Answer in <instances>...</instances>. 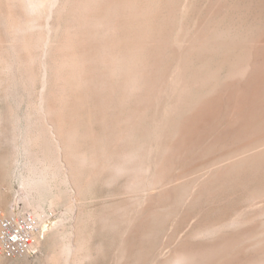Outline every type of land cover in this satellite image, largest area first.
<instances>
[{
	"label": "rangeland",
	"instance_id": "1",
	"mask_svg": "<svg viewBox=\"0 0 264 264\" xmlns=\"http://www.w3.org/2000/svg\"><path fill=\"white\" fill-rule=\"evenodd\" d=\"M47 1L0 0V217L45 218L31 252L0 245V264L264 259V0ZM30 130L59 144L42 196L24 181Z\"/></svg>",
	"mask_w": 264,
	"mask_h": 264
},
{
	"label": "bare ground",
	"instance_id": "2",
	"mask_svg": "<svg viewBox=\"0 0 264 264\" xmlns=\"http://www.w3.org/2000/svg\"><path fill=\"white\" fill-rule=\"evenodd\" d=\"M11 1V0H10ZM50 2H51V0H49ZM49 1H47V3L49 4ZM88 1V0H87ZM115 1V0H114ZM150 2H151V0H149ZM22 2L25 4L24 6H26L27 8V10H31L32 12H35V11H37L38 9H39V7L44 3L45 4V2H44V0H22ZM81 2V1H80ZM88 2H90V1H88ZM149 2V3H150ZM92 3V2H91ZM78 4H80V3H78ZM120 4H122V3H120ZM132 4V3H131ZM151 4V3H150ZM51 5V4H50ZM54 5V4H53ZM52 5V6H53ZM90 5V4H89ZM116 5V4H115ZM149 5V4H148ZM79 6V5H78ZM86 6H88V4L86 5ZM94 6H95V4H94ZM119 6V5H118ZM128 6V5H127ZM12 7V6H11ZM47 7V6H46ZM84 7V6H83ZM109 7V6H108ZM107 7V8H108ZM77 8V7H76ZM79 8V7H78ZM88 8V7H87ZM132 8V7H131ZM149 9V8H148ZM152 9V8H151ZM150 9V10H151ZM10 10H12V9H10ZM89 10V9H88ZM87 10V11H88ZM106 10V9H105ZM112 10V9H111ZM124 10H126V9H124ZM131 10V9H130ZM79 11H81V10H79ZM122 11V10H121ZM138 11V10H137ZM144 10H142V12H143ZM118 12V11H117ZM131 12V11H130ZM149 12V11H148ZM147 12V13H148ZM153 12V11H152ZM114 13V12H113ZM123 13V12H122ZM132 13V12H131ZM135 13H136V10H135ZM107 14V13H106ZM140 14H142V13H140ZM140 14H138V15H140ZM86 15V14H85ZM114 15V14H113ZM136 15V14H135ZM84 16V15H83ZM103 16V15H102ZM104 16H106V15H104ZM87 17V16H86ZM85 17V18H86ZM97 17V16H96ZM113 17V16H112ZM122 17H124V16H122ZM126 17V16H125ZM130 17V16H129ZM37 18V17H36ZM131 18H133V17H131ZM136 18H137V16H136ZM149 19V18H148ZM19 20V19H18ZM89 20V19H88ZM126 20V19H125ZM124 20V21H125ZM131 20V19H130ZM147 20V19H146ZM73 21V20H72ZM98 20H96V22H97ZM120 21V20H119ZM135 21V20H134ZM27 22V21H26ZM29 23H30V21H28ZM27 22V23H28ZM100 22V21H99ZM123 22V21H122ZM137 22V21H136ZM31 23H32V21H31ZM114 23H115V21H114ZM75 24V23H74ZM124 24V23H123ZM130 24V23H129ZM205 24V23H204ZM30 25H32V24H30ZM117 25V24H116ZM125 25V24H124ZM84 26V25H83ZM103 26V25H102ZM109 26V25H108ZM138 26V25H137ZM28 27V26H27ZM26 27V28H27ZM36 27V26H35ZM86 27V26H85ZM96 27V26H95ZM98 27V26H97ZM113 27H115V25L113 26ZM131 27H133V26H131ZM28 28H30V27H28ZM71 28V27H70ZM69 28V29H70ZM118 28V27H117ZM129 28V27H128ZM31 29H34V28H31ZM89 29V28H88ZM109 29V28H108ZM134 29V28H133ZM132 29V30H133ZM146 29V28H145ZM71 30V29H70ZM91 30V29H90ZM69 31V30H68ZM116 31V30H115ZM118 31V30H117ZM206 31V30H205ZM106 32V31H105ZM141 32V31H140ZM207 32V31H206ZM74 33V32H73ZM95 33V32H94ZM113 33V32H112ZM111 33V34H112ZM200 33H202V32H200ZM90 34V33H89ZM125 35H127V34H125ZM203 35V34H202ZM28 36V35H27ZM115 36V35H114ZM95 37V36H94ZM104 37V36H103ZM198 37V36H197ZM205 38V37H204ZM70 39V38H69ZM94 39V38H93ZM115 39V38H114ZM114 39H112V40H114ZM127 39H128V37H127ZM130 39H131V37H130ZM193 39V38H192ZM15 40V39H14ZM82 40V39H81ZM86 40V39H85ZM138 40V39H137ZM69 41V40H68ZM110 41V40H109ZM108 41V42H109ZM147 41V40H146ZM198 41V40H197ZM93 42H95V41H93ZM97 42V41H96ZM107 42V43H108ZM114 43L116 42V41H113ZM140 42V41H139ZM160 42V41H159ZM106 43V42H105ZM105 44V45H108V44ZM114 43H112V42H110V44H112V45H114ZM121 43V42H120ZM126 43V42H125ZM151 43V42H150ZM85 44V43H84ZM116 44V43H115ZM195 44V43H194ZM111 45V46H112ZM118 46V45H117ZM102 47V46H101ZM189 47H191V46H189ZM194 47V46H193ZM97 48H99V47H97ZM102 48H105V47H102ZM109 48V47H108ZM115 48V47H114ZM137 48V47H136ZM139 48V47H138ZM106 49V48H105ZM111 49V48H110ZM109 49V50H110ZM25 50H26V48H25ZM99 50H101V49H99ZM103 50V49H102ZM114 50V49H113ZM116 50V49H115ZM134 50H135V48H134ZM106 51H107V49H106ZM112 50H110V52L109 51H107V54H106V52H105V54H106V56L104 57V59H101V60H103L104 62L106 61V62H110L111 63V60H113V59H116V58H119L118 56H116L115 55V52L113 51V52H111ZM77 52V51H76ZM75 52V53H76ZM104 52V51H103ZM130 52V51H129ZM132 52V51H131ZM130 52V53H131ZM75 53L74 54H71L70 56H69V59H70V57L73 55V56H75ZM78 53V52H77ZM76 53V54H77ZM121 53V52H120ZM70 54V53H69ZM116 54L117 55H119V53L117 52V50H116ZM122 54V53H121ZM124 54V53H123ZM122 54V55H123ZM128 54V53H127ZM141 54V53H140ZM177 54V53H176ZM179 54V53H178ZM8 55V54H7ZM103 55V54H102ZM13 56V55H12ZM73 56H72V58H73ZM83 56V55H82ZM89 56V55H88ZM99 56H100V54H99ZM99 56H96V57H99ZM128 56V55H127ZM180 56V55H179ZM182 56V55H181ZM64 57V56H63ZM62 57V58H63ZM95 57V56H94ZM120 57H121V55H120ZM126 57V56H125ZM61 58V59H62ZM67 58V57H66ZM71 58V59H72ZM75 58V57H74ZM74 58L72 59V60H74ZM101 58H102V56H101ZM129 58V57H128ZM135 58V57H134ZM252 58H254V57H252ZM83 59V58H82ZM9 60V59H8ZM84 60V59H83ZM88 60V59H87ZM127 60V59H126ZM140 60V59H139ZM2 61V60H1ZM66 61V60H65ZM75 62L77 61V65H79L78 64V60H76V58H75V60H74ZM74 61L72 62V61H70L71 63H73L74 64V68H75V63H74ZM86 61V60H85ZM89 61V60H88ZM102 61V62H103ZM118 61V60H117ZM138 61V60H137ZM12 62V61H11ZM69 62V61H68ZM104 62L102 63V64H104ZM116 62V60L114 61V63ZM121 62V61H120ZM86 63V62H85ZM251 63H252V61H251ZM58 64V63H57ZM69 64V63H68ZM73 64H69L70 66H72ZM95 64V63H94ZM112 64H113V61H112ZM112 64H111V66H112ZM117 65L119 64V61H118V63H116ZM121 64V63H120ZM136 64V63H135ZM10 65V64H9ZM12 65V64H11ZM59 65V64H58ZM63 65H65V64H63ZM63 65H61L62 67H63ZM127 65V64H126ZM132 65H133V62H132ZM247 65H248V63H247ZM13 66V65H12ZM84 66V65H83ZM92 66V65H91ZM108 66V65H107ZM113 66H114V64H113ZM116 66V65H115ZM124 66V65H123ZM244 66H246V65H244ZM59 67V66H58ZM73 67V66H72ZM128 67V66H127ZM134 67V66H133ZM249 67V66H248ZM248 67H246V68H248ZM252 67H254L253 65H252ZM81 68V67H80ZM79 68V69H80ZM92 68V67H91ZM111 68H113V67H111ZM110 67L108 68V69H111ZM130 68V67H129ZM132 68V67H131ZM130 68V69H131ZM137 68V67H136ZM244 68V67H243ZM58 69V68H57ZM56 69V70H57ZM106 69V68H105ZM135 69V68H134ZM138 69V68H137ZM17 70V69H16ZM113 70H114V68H113ZM113 70L111 69V71L113 72ZM125 70H127V69H125ZM246 70V69H245ZM245 70H244V72H245ZM251 70V69H250ZM250 70H248V71H250ZM111 71L109 70V72L111 73ZM121 71V70H120ZM124 71V70H123ZM138 71V70H137ZM147 71V70H146ZM243 71V70H242ZM6 72V71H5ZM85 72V71H84ZM102 72V71H101ZM119 72V71H118ZM134 72V71H133ZM235 72V71H234ZM75 73V72H74ZM105 73V72H104ZM121 73V72H120ZM125 73V72H124ZM138 73V72H137ZM69 74V73H68ZM114 74V73H113ZM131 74V73H130ZM237 74V73H236ZM75 75V74H74ZM83 75V74H82ZM95 75V74H94ZM134 75V74H133ZM67 76V75H66ZM97 76V75H96ZM107 76V75H106ZM136 76V75H135ZM12 77V76H11ZM16 77V76H15ZM28 77V76H27ZM29 77H30V75H29ZM112 77H114V76H112ZM131 77L132 76H130V79H131ZM31 78V77H30ZM30 78H29V80H30ZM72 78V77H71ZM74 78H75V76H74ZM93 78V77H92ZM100 78V77H99ZM117 78H118V76H117ZM133 78V77H132ZM136 79V77L135 78H133V80H135ZM204 79V78H203ZM83 80V79H82ZM112 80H115V79H112ZM122 80V79H121ZM139 80V79H138ZM137 80V81H138ZM207 80V79H206ZM125 81V80H124ZM128 81H131V80H127V83H128ZM148 81V80H147ZM70 82V81H69ZM68 82V83H69ZM133 82H135V81H133ZM140 82V81H139ZM110 83H112V82H110ZM17 84V83H16ZM115 84V83H114ZM119 84H120V82H119ZM122 85V84H121ZM80 86V85H79ZM81 86H82V84H81ZM116 86H117V84H116ZM134 86V85H133ZM70 87V86H69ZM83 87V86H82ZM118 87V86H117ZM132 87V86H131ZM130 87V88H131ZM84 88V87H83ZM103 88V87H102ZM140 88V87H139ZM66 89V88H65ZM99 89V88H98ZM114 89V88H113ZM124 89V88H123ZM126 89V88H125ZM124 89V90H125ZM133 89V88H132ZM135 89H136V87H135ZM146 89V88H145ZM12 90V89H11ZM67 90V89H66ZM97 90V89H96ZM115 90V89H114ZM232 90V89H231ZM103 91V90H102ZM133 91V90H132ZM121 92V91H120ZM125 92H126V90H125ZM231 92V91H230ZM264 92V91H263ZM105 94V93H104ZM114 94H116L115 92H114ZM122 95H125V94H122ZM132 95V94H131ZM114 96V95H113ZM230 96V95H229ZM6 97V96H5ZM17 97V96H16ZM112 97V96H111ZM131 97V96H130ZM225 97V96H224ZM114 102V101H113ZM121 103V102H120ZM106 105H107V103H106ZM45 113V112H44ZM13 115V114H12ZM263 115V114H262ZM47 116V115H46ZM45 120V119H44ZM16 123V122H15ZM35 123V122H34ZM41 123V122H40ZM37 124H38V121H37ZM48 125V124H47ZM259 125V124H258ZM48 127V126H47ZM226 127V126H225ZM253 127V126H252ZM51 128V127H50ZM55 128V127H54ZM53 128V129H54ZM206 128V127H205ZM16 129V128H15ZM36 129V128H35ZM41 129V128H40ZM59 129V128H58ZM27 130V129H26ZM51 130V129H50ZM31 131V130H30ZM39 131V130H38ZM32 132H34L33 134H32V136L31 137H35V140L37 141H35V140H33L34 141V143H38V141H40V144L38 143L37 144V146L39 145V147H38V151L37 150H35V151H37V152H35V153H32V151L33 150H31V148H29L30 150V152H31V154H30V152H29V155H28V153H26L27 154V156L29 157V160L27 161L28 163H27V165H28V175L26 176V178H25V184H26V187L28 188V190L29 191H32V190H35V191H37L41 196H42V194L47 190V185L49 184H51V182L50 183H48V181H51V179H53V178H55V177H51V179L50 180H48V176H49V174H50V172L51 171H55V170H52V167H53V162L52 161H56V160H58V159H55V160H53L54 158H56L55 157V155H57L56 154V150L57 149H59V147L57 148V145H59V144H57L55 147L53 146V145H55V144H53L52 146H53V148H54V150L50 147V143L48 142L49 140H51V139H47L46 140V143L44 142L45 141V138L44 139H38V137L40 138V134H41V132L39 133V135H38V133L36 132V131H31V133ZM16 133V132H15ZM264 133V132H263ZM51 134H52V132H51ZM59 134V133H58ZM49 136H51V135H49ZM54 136H55V134L52 136L53 138H54ZM17 137V136H16ZM42 137V136H41ZM28 138V137H27ZM25 139V138H24ZM30 139V138H29ZM42 140V141H41ZM54 141H55V143H57V137L55 138V139H53ZM29 141V140H28ZM29 142H31V141H29ZM254 142V141H253ZM260 144L262 143V141H258ZM28 143V142H27ZM52 143V142H51ZM250 143H252V142H250ZM257 143V142H256ZM30 144V143H29ZM49 144V145H48ZM253 144V143H252ZM247 145V144H246ZM255 145V149L253 148V146L251 147V146H249L250 148H253V150H256V149H259L258 148V146H261V145H263V144H261V145H258L257 147H256V145L257 144H254ZM25 147H26V145H25ZM167 147V146H166ZM244 147V146H243ZM262 147V146H261ZM28 148V147H27ZM26 148V149H27ZM169 148V147H168ZM232 148V147H231ZM64 150V149H63ZM133 150V149H132ZM166 150H168L167 148H166ZM166 150L164 151V152H166ZM216 150V149H215ZM230 150V149H229ZM238 150H239V148H238ZM243 150H244V148H243ZM246 150V149H245ZM244 150V151H245ZM261 150V149H260ZM259 150V151H260ZM54 151H55V155H54ZM241 151V150H240ZM25 152H26V150H25ZM28 152V151H27ZM57 152H59V151H57ZM120 152V151H119ZM127 152V151H126ZM130 152V151H129ZM168 152V151H167ZM166 152V153H167ZM223 152V151H222ZM236 152V151H235ZM243 154H245L243 151H241ZM241 152L240 153H238V152H236V153H238L239 155H241ZM64 153V152H63ZM135 153V152H134ZM133 151H132V153L130 152L129 154H128V157H133L134 158V156H133ZM185 153V152H184ZM214 153V152H213ZM137 154V153H136ZM238 154H236V155H238ZM106 155V154H105ZM114 155V154H113ZM113 155H111L112 157H113ZM126 155V154H125ZM135 155V154H134ZM141 155V154H140ZM228 155V154H227ZM238 155V156H239ZM136 156V155H135ZM143 156V155H142ZM238 156H236V157H238ZM57 157H59L60 158V155L58 156L57 155ZM105 157V156H104ZM116 157V156H115ZM114 157V158H115ZM120 157H121V155H120ZM119 157V158H120ZM230 157V156H229ZM250 157V156H249ZM85 158V157H84ZM133 158H130L131 159V161H132V159ZM136 158V157H135ZM213 158V157H212ZM231 158H233V155H232V157ZM67 159V158H66ZM127 159L128 158H126V160H124V161H127ZM239 159V158H238ZM245 159V158H244ZM129 160V159H128ZM135 160V159H134ZM141 160V159H140ZM143 160V159H142ZM212 160V159H211ZM226 160V162L228 161L227 159H225ZM225 160H222V162H224ZM62 161V160H61ZM122 161V160H121ZM123 161V162H124ZM130 161V162H131ZM213 161V160H212ZM238 161V160H237ZM56 162H58V161H56ZM55 162V163H56ZM78 162H80V161H78ZM123 162H122V166L124 165L123 164ZM129 162V161H128ZM137 162V161H136ZM214 162V161H213ZM213 162L211 163V164H213ZM55 163H54V165H55ZM81 163V162H80ZM114 163V162H113ZM116 163H117V161H116ZM121 163V162H120ZM143 163H145V162H143ZM143 163H141V164H143ZM164 163V162H163ZM219 163V162H218ZM221 163V162H220ZM215 164H216V162H215ZM227 164H228V162H227ZM231 164V163H230ZM233 164V163H232ZM235 164V163H234ZM63 165V164H62ZM127 165V164H126ZM126 165H124V167L126 166ZM131 165V164H130ZM61 166V165H60ZM115 166H117V164L115 165ZM118 166H120V167H117V168H121L122 166L120 165V164H118ZM209 166V165H208ZM213 166V165H212ZM218 166H219V164H218ZM227 166V165H226ZM58 167H59V164H58ZM62 167V166H61ZM123 167V168H124ZM201 167V166H200ZM225 167V166H224ZM64 168V167H63ZM126 168V167H125ZM137 168V167H136ZM55 169H57V167H55ZM116 169V168H115ZM127 169V168H126ZM130 169V168H129ZM132 169V168H131ZM135 169V168H134ZM134 169H132V170H134ZM232 169V168H231ZM123 170V169H122ZM145 170H147V168H145ZM144 170V171H145ZM161 170V169H160ZM163 170H165V169H163ZM213 170V169H212ZM59 171V170H58ZM135 171V170H134ZM159 171V170H158ZM184 171V170H183ZM230 171V170H229ZM53 172H51L52 173V175H54L53 174ZM129 172V171H128ZM137 172H139L140 173V171H137ZM142 172H143V170H142ZM214 172H215V170H214ZM233 172V171H232ZM58 173V172H57ZM119 173V172H118ZM136 173V172H135ZM139 173H137V174H139ZM205 173V172H204ZM230 173V172H229ZM66 174V173H65ZM69 174V173H68ZM159 174V173H158ZM51 175V176H52ZM195 175V174H194ZM226 175V174H225ZM166 176V175H165ZM64 177V176H63ZM134 178H135V176H133ZM138 177H140V176H138ZM157 177V176H156ZM230 177V176H229ZM142 178V177H141ZM153 178L155 179V177L153 176ZM158 178V177H157ZM200 178V177H199ZM148 179V178H147ZM153 179V180H154ZM48 180V181H47ZM64 180V179H63ZM132 180V179H131ZM134 180V179H133ZM143 180V179H142ZM181 180H182V178H181ZM196 180H197V178H196ZM148 181V180H147ZM150 181V180H149ZM148 181V182H149ZM143 182V181H142ZM165 182V181H164ZM171 182H172V180H171ZM135 183H137V182H135ZM140 183H141V181H140ZM139 183V184H140ZM144 183H145V181H144ZM206 183V182H205ZM149 184H151V182L149 183ZM156 184V183H155ZM170 184V183H169ZM136 186H137V184H135ZM144 185V184H143ZM157 185V184H156ZM156 185H154V186H156ZM139 187H141V186H139ZM152 188H153V186H151ZM165 187V186H164ZM143 188V187H142ZM163 188V187H162ZM159 190V189H158ZM143 191V190H142ZM46 193V192H45ZM258 194V193H257ZM36 195V194H35ZM48 195V194H47ZM256 196V195H255ZM260 196H258V198H259ZM35 198V197H34ZM255 198V197H254ZM37 199V198H36ZM36 199H32V200H35L36 201ZM39 199H40V197H39ZM42 201H43V199H41ZM40 202V201H39ZM38 202V203H39ZM35 202H32L30 199L29 200H27V205L28 206H30V205H33ZM37 203V204H38ZM12 212V211H11ZM262 212V211H261ZM35 214H37V213H35ZM39 214V215H38ZM36 216L37 217H39L40 218V221H41V226H42V221H44L43 220V212H39ZM259 217V216H258ZM264 217V216H263ZM45 219V218H44ZM234 222V221H233ZM224 223V222H223ZM235 223V222H234ZM243 223V222H242ZM231 224V223H230ZM233 224V223H232ZM264 225V224H263ZM219 227V226H218ZM217 227V228H218ZM222 228V227H221ZM224 228V227H223ZM264 228V227H263ZM205 230H206V228H205ZM222 230V229H221ZM263 230V229H262ZM207 231V230H206ZM209 231V230H208ZM200 232V231H199ZM199 232L197 233V235L199 234ZM205 232V231H204ZM216 232V231H215ZM219 232V231H218ZM224 232V231H223ZM256 233H258V232H256ZM206 234V233H205ZM210 235V234H209ZM199 236V235H198ZM261 236V235H260ZM256 237V236H255ZM254 237V239H256ZM262 238V237H261ZM258 239V238H257ZM252 240H253V238H252ZM257 241V240H256ZM245 242V241H244ZM258 243V242H257ZM68 244V243H67ZM226 244V243H225ZM240 244H243V242L242 243H240ZM65 245V244H64ZM257 246H258V244H257ZM66 247V246H65ZM69 247V246H68ZM68 247H66V248H68ZM256 247V246H255ZM62 248V247H61ZM66 248H64L63 249V251L65 250L66 251ZM70 248V247H69ZM211 248V247H210ZM70 250V249H69ZM69 250H67L69 253H70V251ZM72 250V249H71ZM64 251V252H65ZM67 251H66V255H67ZM177 252V251H176ZM68 253V254H69ZM177 254V253H176ZM189 257H191V254H186V253H181V254H178L177 256H176V258H175V262H181V261H185V260H187ZM194 257V256H193ZM68 258V257H67ZM249 264V263H248ZM252 264H254L253 262H252ZM255 264H264V259H262V260H257V262L255 263Z\"/></svg>",
	"mask_w": 264,
	"mask_h": 264
},
{
	"label": "built area",
	"instance_id": "3",
	"mask_svg": "<svg viewBox=\"0 0 264 264\" xmlns=\"http://www.w3.org/2000/svg\"><path fill=\"white\" fill-rule=\"evenodd\" d=\"M41 230V221L31 210L13 206L0 217V245L6 256H24L31 252Z\"/></svg>",
	"mask_w": 264,
	"mask_h": 264
}]
</instances>
